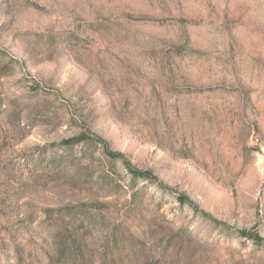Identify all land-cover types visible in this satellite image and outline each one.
<instances>
[{"label":"rangeland","instance_id":"1","mask_svg":"<svg viewBox=\"0 0 264 264\" xmlns=\"http://www.w3.org/2000/svg\"><path fill=\"white\" fill-rule=\"evenodd\" d=\"M0 264H264V0H0Z\"/></svg>","mask_w":264,"mask_h":264},{"label":"trees","instance_id":"2","mask_svg":"<svg viewBox=\"0 0 264 264\" xmlns=\"http://www.w3.org/2000/svg\"><path fill=\"white\" fill-rule=\"evenodd\" d=\"M83 139H86V136L85 135H79L77 138H75L73 140H65L63 143L64 144H70V143H72V141H79V140H83ZM99 141H101L102 150L107 156H109L111 158H115V157H120L121 156V154L115 153V152L111 151L110 149H108V147L106 146L105 142H103V140H99ZM129 173H131V175H133L135 177H146V175H148V174H145L143 172H139L137 170H131V169H130ZM177 200H178L179 204H184L185 201H186V197L183 196V195H180V196L177 197ZM240 234L241 235H250L245 230H241ZM252 237H253L254 241L263 242V239L260 238L258 235H252Z\"/></svg>","mask_w":264,"mask_h":264}]
</instances>
